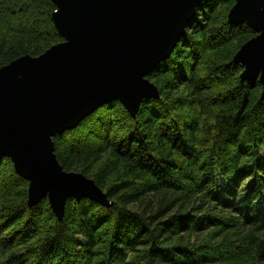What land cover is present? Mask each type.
<instances>
[{
	"label": "trees",
	"instance_id": "obj_1",
	"mask_svg": "<svg viewBox=\"0 0 264 264\" xmlns=\"http://www.w3.org/2000/svg\"><path fill=\"white\" fill-rule=\"evenodd\" d=\"M236 0H208L147 80L136 116L113 101L53 138L67 173L109 205L49 198L0 154V264H264V85L237 54L257 37ZM52 0H0V70L65 39Z\"/></svg>",
	"mask_w": 264,
	"mask_h": 264
},
{
	"label": "water",
	"instance_id": "obj_2",
	"mask_svg": "<svg viewBox=\"0 0 264 264\" xmlns=\"http://www.w3.org/2000/svg\"><path fill=\"white\" fill-rule=\"evenodd\" d=\"M52 1L63 12L54 22L65 42L0 70V154L31 183L30 206L48 197L62 219L69 198L109 201L94 181L62 169L53 138L110 102L136 116L144 100L159 98L147 77L208 0ZM236 2L230 21L248 24L257 37L235 61L245 67L244 80L264 85V0Z\"/></svg>",
	"mask_w": 264,
	"mask_h": 264
},
{
	"label": "bare ground",
	"instance_id": "obj_3",
	"mask_svg": "<svg viewBox=\"0 0 264 264\" xmlns=\"http://www.w3.org/2000/svg\"><path fill=\"white\" fill-rule=\"evenodd\" d=\"M62 13H63V12H62L61 10L57 12V14H62Z\"/></svg>",
	"mask_w": 264,
	"mask_h": 264
},
{
	"label": "rangeland",
	"instance_id": "obj_4",
	"mask_svg": "<svg viewBox=\"0 0 264 264\" xmlns=\"http://www.w3.org/2000/svg\"><path fill=\"white\" fill-rule=\"evenodd\" d=\"M59 45V44H58ZM54 47V46H53ZM50 50V49H49ZM45 54V53H44ZM157 87V86H156Z\"/></svg>",
	"mask_w": 264,
	"mask_h": 264
}]
</instances>
